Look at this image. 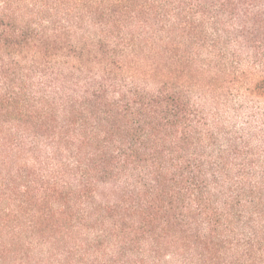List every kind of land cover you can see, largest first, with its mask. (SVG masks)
<instances>
[{"label":"trees","instance_id":"trees-1","mask_svg":"<svg viewBox=\"0 0 264 264\" xmlns=\"http://www.w3.org/2000/svg\"><path fill=\"white\" fill-rule=\"evenodd\" d=\"M0 264H264V0H0Z\"/></svg>","mask_w":264,"mask_h":264}]
</instances>
